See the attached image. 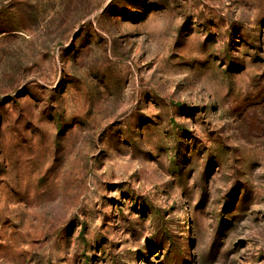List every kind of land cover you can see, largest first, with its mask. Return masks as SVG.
I'll list each match as a JSON object with an SVG mask.
<instances>
[{"label": "rangeland", "instance_id": "1", "mask_svg": "<svg viewBox=\"0 0 264 264\" xmlns=\"http://www.w3.org/2000/svg\"><path fill=\"white\" fill-rule=\"evenodd\" d=\"M164 233L264 264V0H0V264H164Z\"/></svg>", "mask_w": 264, "mask_h": 264}, {"label": "trees", "instance_id": "2", "mask_svg": "<svg viewBox=\"0 0 264 264\" xmlns=\"http://www.w3.org/2000/svg\"><path fill=\"white\" fill-rule=\"evenodd\" d=\"M160 219V217H159ZM162 237H164L161 242L162 245L164 246V264H181V262L184 260L185 258V250H184V245H180L177 248V251L174 250L175 252L178 253V257L175 258V256L173 255V248L168 246V242L170 240V236H168L167 233L162 234ZM174 252V253H175ZM149 259V256L147 257V260Z\"/></svg>", "mask_w": 264, "mask_h": 264}]
</instances>
